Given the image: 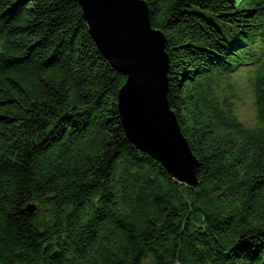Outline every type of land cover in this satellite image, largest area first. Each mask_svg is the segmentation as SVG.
<instances>
[{"label": "trees", "instance_id": "obj_1", "mask_svg": "<svg viewBox=\"0 0 264 264\" xmlns=\"http://www.w3.org/2000/svg\"><path fill=\"white\" fill-rule=\"evenodd\" d=\"M144 1L197 185L127 138L80 0H0V264H264V0Z\"/></svg>", "mask_w": 264, "mask_h": 264}, {"label": "water", "instance_id": "obj_2", "mask_svg": "<svg viewBox=\"0 0 264 264\" xmlns=\"http://www.w3.org/2000/svg\"><path fill=\"white\" fill-rule=\"evenodd\" d=\"M80 5L97 48L127 78L118 93L127 138L178 183L196 186L199 161L168 100L167 39L152 26L149 5L144 0H80Z\"/></svg>", "mask_w": 264, "mask_h": 264}, {"label": "rangeland", "instance_id": "obj_3", "mask_svg": "<svg viewBox=\"0 0 264 264\" xmlns=\"http://www.w3.org/2000/svg\"><path fill=\"white\" fill-rule=\"evenodd\" d=\"M240 117L248 126H253L255 124L256 111L249 97L245 100V103L241 107Z\"/></svg>", "mask_w": 264, "mask_h": 264}]
</instances>
